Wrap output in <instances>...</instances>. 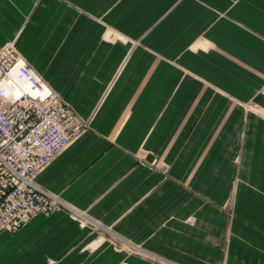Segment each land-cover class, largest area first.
<instances>
[{"label": "crops", "instance_id": "1", "mask_svg": "<svg viewBox=\"0 0 264 264\" xmlns=\"http://www.w3.org/2000/svg\"><path fill=\"white\" fill-rule=\"evenodd\" d=\"M9 43L85 126L0 264H264V0H0Z\"/></svg>", "mask_w": 264, "mask_h": 264}, {"label": "built area", "instance_id": "2", "mask_svg": "<svg viewBox=\"0 0 264 264\" xmlns=\"http://www.w3.org/2000/svg\"><path fill=\"white\" fill-rule=\"evenodd\" d=\"M84 126L11 43L0 49V233L63 206L35 175Z\"/></svg>", "mask_w": 264, "mask_h": 264}]
</instances>
